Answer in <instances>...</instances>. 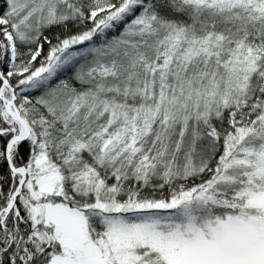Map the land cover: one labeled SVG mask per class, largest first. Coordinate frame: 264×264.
<instances>
[{
    "label": "snow or ice",
    "instance_id": "6c2138e0",
    "mask_svg": "<svg viewBox=\"0 0 264 264\" xmlns=\"http://www.w3.org/2000/svg\"><path fill=\"white\" fill-rule=\"evenodd\" d=\"M0 141V264H264V0H0Z\"/></svg>",
    "mask_w": 264,
    "mask_h": 264
},
{
    "label": "trees",
    "instance_id": "16d2710c",
    "mask_svg": "<svg viewBox=\"0 0 264 264\" xmlns=\"http://www.w3.org/2000/svg\"><path fill=\"white\" fill-rule=\"evenodd\" d=\"M0 143H2V141H0ZM26 145H25V148L24 149H22V154H24V152L26 151ZM23 162V161H22ZM0 174H3V171H0Z\"/></svg>",
    "mask_w": 264,
    "mask_h": 264
}]
</instances>
